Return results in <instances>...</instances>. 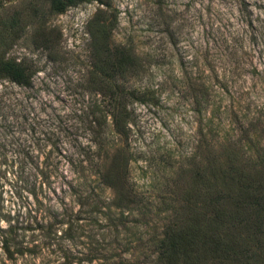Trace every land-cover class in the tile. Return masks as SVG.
I'll return each mask as SVG.
<instances>
[{
  "label": "rangeland",
  "instance_id": "obj_1",
  "mask_svg": "<svg viewBox=\"0 0 264 264\" xmlns=\"http://www.w3.org/2000/svg\"><path fill=\"white\" fill-rule=\"evenodd\" d=\"M33 1L45 28L17 39L0 7V58L33 74L0 77V264H165L152 243L180 215L187 168L264 153V0ZM121 47L131 72L111 91L154 93L128 104L126 146L105 86Z\"/></svg>",
  "mask_w": 264,
  "mask_h": 264
},
{
  "label": "trees",
  "instance_id": "obj_2",
  "mask_svg": "<svg viewBox=\"0 0 264 264\" xmlns=\"http://www.w3.org/2000/svg\"><path fill=\"white\" fill-rule=\"evenodd\" d=\"M44 1L48 2L50 10L62 13L70 6L89 0ZM97 1L114 10L112 0ZM0 7L3 25L11 29L15 39L28 26L34 27L40 22L37 31L44 27L45 20H40L41 15L33 0L24 3L20 0H0ZM111 27L108 23L103 24L108 32ZM33 44L45 48L53 46L52 38H43L41 34L40 40ZM128 58V52L121 47L119 57H109L105 63L108 80L105 86L112 100L113 125L125 146L128 145L131 116L128 104L133 100H154V93L149 89L131 90L118 85V91H111L109 80L114 79L116 71L123 79L131 72L128 65L132 64ZM32 75L22 63L0 58V77H8L19 85L29 87ZM250 141L254 148L262 149L257 140ZM212 165L210 170L209 161H203L200 171L194 174L187 168L186 180L191 179V182L182 194L184 204L180 215L173 210V220L168 221L161 235L152 243L157 248V258L164 259L165 264H264V153L258 150L254 156H245L236 152L225 161L217 156ZM196 192L201 195L202 204L192 200ZM140 202L142 198L137 203Z\"/></svg>",
  "mask_w": 264,
  "mask_h": 264
}]
</instances>
